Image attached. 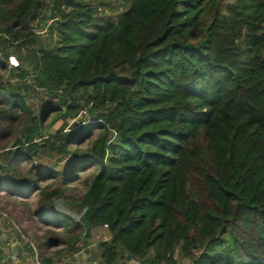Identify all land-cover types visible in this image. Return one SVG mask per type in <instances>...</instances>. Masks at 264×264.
Wrapping results in <instances>:
<instances>
[{"label":"trees","instance_id":"trees-1","mask_svg":"<svg viewBox=\"0 0 264 264\" xmlns=\"http://www.w3.org/2000/svg\"><path fill=\"white\" fill-rule=\"evenodd\" d=\"M45 7L0 0V203L39 234L0 216L25 251L51 264L104 227L107 264H264V0H51L37 49Z\"/></svg>","mask_w":264,"mask_h":264},{"label":"rangeland","instance_id":"rangeland-1","mask_svg":"<svg viewBox=\"0 0 264 264\" xmlns=\"http://www.w3.org/2000/svg\"><path fill=\"white\" fill-rule=\"evenodd\" d=\"M51 0H46L47 7L44 10L36 13V18L32 21V27L38 34L36 48L40 49H55L58 46L59 37L55 30V25L51 20L50 10L48 5H50ZM6 79H10V75ZM50 98L46 95L44 91H40L37 96H30L29 106L35 114H38L46 106V103ZM81 105L85 106V100L80 101ZM53 119V118H51ZM93 118L89 116L82 115L81 112L76 119H65L63 116L60 117L50 128V133H55L62 125L65 123L68 124V127H73L79 122L92 121ZM51 121V120H50ZM49 124V123H48ZM7 142L0 141V153H2V146L6 145ZM2 160V158H0ZM65 161L59 164V169L63 168ZM0 206L6 207L10 213V217L14 220L20 222L22 226L26 229L28 237H33L38 233V225L36 223H31L25 221L24 214V205H21L20 202H15L13 200L3 199L1 200ZM11 218V219H12ZM8 219L5 215L0 216V256L6 255L8 258L6 261L9 264H35L34 255L32 253L25 251V243L20 242L19 237L17 236L14 229L8 227ZM37 228V229H36ZM99 232L92 233L91 240L93 243H97L94 249H89L88 245H84L83 241L79 246L78 252L83 249H87L88 252H97L99 249V244L102 241H106L109 237V232L104 227H99ZM39 234V233H38ZM88 243V242H86ZM179 262V259H177ZM176 261V264H177ZM182 264V262H181Z\"/></svg>","mask_w":264,"mask_h":264},{"label":"crops","instance_id":"crops-1","mask_svg":"<svg viewBox=\"0 0 264 264\" xmlns=\"http://www.w3.org/2000/svg\"><path fill=\"white\" fill-rule=\"evenodd\" d=\"M97 233L99 232V229L96 228L92 231V233ZM110 239V235L107 238L106 241H108ZM84 245H88L89 249H94V247L96 246L97 243H93L94 241L91 239H87L84 240ZM88 242V243H86ZM81 245V244H80ZM79 250V249H78ZM153 251H151L147 256H145L144 258H136L130 261H125V260H119L117 263L115 264H153L152 260H153ZM6 255H1L0 256V264H9V262L7 263V259ZM35 259V264H38V258L34 257ZM175 259L177 261V259H179V262L177 261V264H190L189 260L187 259H183L181 258L178 254L175 256ZM51 264H107L104 260L103 257L100 254V250L97 249V252H88L87 249H83L80 252L76 251L74 253L68 254L66 256H63L61 259L59 260H54V262H52Z\"/></svg>","mask_w":264,"mask_h":264},{"label":"built area","instance_id":"built-area-1","mask_svg":"<svg viewBox=\"0 0 264 264\" xmlns=\"http://www.w3.org/2000/svg\"><path fill=\"white\" fill-rule=\"evenodd\" d=\"M12 65H13V67H15V66H17V63H13ZM82 114L86 115V114H87V109H84V110L82 111ZM156 264H169V263L166 262V261H161V262L156 263Z\"/></svg>","mask_w":264,"mask_h":264},{"label":"clouds","instance_id":"clouds-1","mask_svg":"<svg viewBox=\"0 0 264 264\" xmlns=\"http://www.w3.org/2000/svg\"><path fill=\"white\" fill-rule=\"evenodd\" d=\"M13 63H15V61L13 60Z\"/></svg>","mask_w":264,"mask_h":264}]
</instances>
